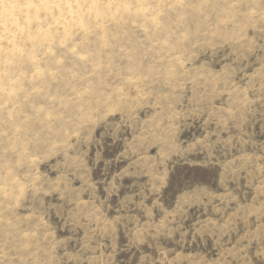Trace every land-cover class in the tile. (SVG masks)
<instances>
[{
	"label": "rangeland",
	"instance_id": "1",
	"mask_svg": "<svg viewBox=\"0 0 264 264\" xmlns=\"http://www.w3.org/2000/svg\"><path fill=\"white\" fill-rule=\"evenodd\" d=\"M0 79V264H264V0H131Z\"/></svg>",
	"mask_w": 264,
	"mask_h": 264
},
{
	"label": "bare ground",
	"instance_id": "2",
	"mask_svg": "<svg viewBox=\"0 0 264 264\" xmlns=\"http://www.w3.org/2000/svg\"><path fill=\"white\" fill-rule=\"evenodd\" d=\"M131 0H0V79L34 49L64 43L107 12L115 17Z\"/></svg>",
	"mask_w": 264,
	"mask_h": 264
}]
</instances>
